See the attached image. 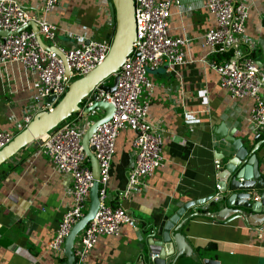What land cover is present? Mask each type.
Masks as SVG:
<instances>
[{"label": "crops", "instance_id": "1", "mask_svg": "<svg viewBox=\"0 0 264 264\" xmlns=\"http://www.w3.org/2000/svg\"><path fill=\"white\" fill-rule=\"evenodd\" d=\"M19 1L30 9L40 2ZM181 1L180 12L171 9L170 33H186L191 38L189 56L192 62L175 71L163 64L149 73L155 85L149 118L163 129L164 166L146 177V188L130 198H120L126 186L133 138L131 131H121L107 187L112 206L128 210L140 221L143 230L153 220L171 215L184 203L215 190L216 173L228 160H220L218 150L234 153L232 146L213 134V129L221 122L229 131H234L233 136L246 151L261 142L256 155L264 177V130H251L248 120L252 100H232L219 87L218 75L212 66L223 63L226 58L208 53L203 43L202 36L215 26V19L202 8L203 0ZM237 1L248 7L245 30L248 37L258 40L251 56L264 77V0ZM48 18L60 27L55 43L64 48L76 45L65 39L63 28L66 26L76 34L88 29L91 39L95 35L93 27L96 26V30L97 26L101 27L98 31H102L104 37L94 40H108L112 32L106 0L99 3L66 0L61 13L58 16L49 14ZM32 78L16 67L0 70V129L17 133L13 119L20 118L28 103L27 84ZM183 110L192 114L185 116ZM103 114L102 110H97L94 116ZM258 134L261 136L253 139ZM216 161L220 163L219 169ZM70 187L71 177L61 173L46 155L30 144L0 166V264H61L65 261L63 252L53 253L48 245L57 223L71 206ZM192 212L189 208L178 223ZM183 232L187 243L201 248L204 256L218 254L227 259L228 264H264V232L247 228L239 220L221 225L211 219L195 217L185 225ZM144 239V231L124 225L119 236L100 237L83 264H140L137 258L145 249ZM77 240L78 236L75 242ZM213 244L216 249H212Z\"/></svg>", "mask_w": 264, "mask_h": 264}, {"label": "built area", "instance_id": "2", "mask_svg": "<svg viewBox=\"0 0 264 264\" xmlns=\"http://www.w3.org/2000/svg\"><path fill=\"white\" fill-rule=\"evenodd\" d=\"M65 2L40 0L37 6L30 9L19 0H0V30L9 32L6 36H0V70L6 71L9 66L16 67L24 75L33 76L27 84L28 103L20 118L13 119L17 133L35 114L51 110L67 91L68 83L95 68L109 51L108 40L89 38L88 29L80 34L71 33L69 26L64 27L63 32L76 45L67 48L56 45L60 27L50 21L48 15L58 16ZM133 3L136 38L131 53L115 73V90L112 93L105 92L96 85L80 105L82 111L96 101H104L113 105L114 113L107 122L96 127L89 139L88 146L99 166L98 208L77 235L78 240L73 246L76 264L85 262L100 237L119 236L124 225L138 227L143 231L140 221L128 210L112 206L109 202L107 187L116 141L121 131L129 130L133 133L126 186L119 195L126 199L146 188V177L165 163L162 153L163 129L149 118L150 100L155 86L149 73L163 64L175 71L179 66L192 62L189 56L191 38L186 33H170L171 9L180 12L182 1L133 0ZM202 8L215 19V26L208 28L202 36L208 53L224 55L230 52L229 58L223 63H213L218 85L232 100H252L248 120L251 130L263 131L264 77L251 56L258 40L248 37L245 30L248 7L237 0H203ZM29 22L36 24L44 44L59 48L66 65L57 53L43 49L37 43L35 32L30 27L17 32ZM241 46L245 48L241 49ZM103 83L108 85L106 81ZM51 97L54 98L52 101L49 100ZM183 114L188 116L192 112L183 110ZM89 124L88 118L79 112L30 143V146L46 155L61 173L71 177L68 192L72 203L57 223L49 242L48 247L53 253L62 254L66 236L88 208L89 192L95 179L82 147V137ZM17 133L10 129H0V149ZM215 166L219 169V161H216ZM259 231L264 232V227Z\"/></svg>", "mask_w": 264, "mask_h": 264}, {"label": "water", "instance_id": "3", "mask_svg": "<svg viewBox=\"0 0 264 264\" xmlns=\"http://www.w3.org/2000/svg\"><path fill=\"white\" fill-rule=\"evenodd\" d=\"M112 24V32L108 38L110 48L105 59L88 73L71 80L67 91L57 101L51 110L35 114L32 120L0 149V166L17 152L28 146L36 138L54 130L59 124L79 112L84 117L93 116L82 137V147L89 160L90 169L95 179L89 192L88 208L71 228L63 244L65 261L61 264H76L73 256V246L78 233L95 215L98 208L99 166L88 144L96 127L107 122L114 113L112 104L96 101L92 106L83 108L82 101L96 85L105 92L112 93L117 84L115 73L131 53L136 38L133 0H106ZM30 27L35 32L37 43L46 50L57 53L63 63L65 58L59 48L43 43L34 22L17 30L20 32ZM16 32V33H17ZM8 31L0 30V36H6ZM65 75H68L67 68ZM114 76L111 86L103 81ZM54 98H49L52 101ZM102 110V116H94L95 111ZM224 122L213 129L214 136L232 146L234 153L219 151V159L228 158L222 170L216 173L215 190L199 199L184 203L173 214L161 216L144 227V251H140L137 261L140 264H228L227 259L215 254L204 256L201 248L190 246L183 232L185 225L195 217L213 220L216 224L227 225L239 220L250 229L264 227V177L259 169L256 150L261 142H257L251 151H246L239 140L233 136ZM261 135H255L258 139ZM92 149V148H91ZM231 155V156H230ZM193 212L178 223V220L189 209ZM212 249H216L213 244Z\"/></svg>", "mask_w": 264, "mask_h": 264}, {"label": "rangeland", "instance_id": "4", "mask_svg": "<svg viewBox=\"0 0 264 264\" xmlns=\"http://www.w3.org/2000/svg\"><path fill=\"white\" fill-rule=\"evenodd\" d=\"M102 0H94V2H97V3H99V2H101ZM93 2V1H92ZM95 4V3H94ZM97 5V4H96ZM98 6V5H97ZM98 27V30L101 28V27H99V26H97ZM98 30H96V26L95 27H93V29H92V31L95 33V35H93V39H100V38H102V37H104L103 36V33H102V31H98ZM66 40H69L67 37L65 38ZM46 42H48V43H52V42H49V41H46ZM113 78H114V76H110L108 79H110V81L109 82H111V83H113ZM74 79V78H73ZM112 85V84H111ZM74 116V115H73ZM87 118H88V121L92 118L91 116H87ZM69 119H71V117L69 118ZM84 119V118H83Z\"/></svg>", "mask_w": 264, "mask_h": 264}, {"label": "trees", "instance_id": "5", "mask_svg": "<svg viewBox=\"0 0 264 264\" xmlns=\"http://www.w3.org/2000/svg\"><path fill=\"white\" fill-rule=\"evenodd\" d=\"M229 55H230V52H229V53H226V54H224V57H225L226 59H228V58H229ZM109 81H110V79L108 80L107 84L111 85L112 83H111V82H109ZM71 117H73V115H72Z\"/></svg>", "mask_w": 264, "mask_h": 264}]
</instances>
